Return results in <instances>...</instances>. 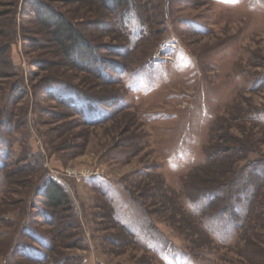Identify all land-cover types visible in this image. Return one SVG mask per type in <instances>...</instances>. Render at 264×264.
<instances>
[{
  "label": "rangeland",
  "instance_id": "rangeland-1",
  "mask_svg": "<svg viewBox=\"0 0 264 264\" xmlns=\"http://www.w3.org/2000/svg\"><path fill=\"white\" fill-rule=\"evenodd\" d=\"M34 1L84 32L100 74ZM124 3L0 0V264H264V187L252 217L241 192L264 175V0ZM64 84L101 102L91 123L50 93Z\"/></svg>",
  "mask_w": 264,
  "mask_h": 264
},
{
  "label": "trees",
  "instance_id": "trees-1",
  "mask_svg": "<svg viewBox=\"0 0 264 264\" xmlns=\"http://www.w3.org/2000/svg\"><path fill=\"white\" fill-rule=\"evenodd\" d=\"M105 2L107 5L111 6L114 10L117 7H120L122 4H125L124 3L125 0H105ZM32 9L37 19L41 22V24H43L45 27L51 30L53 41L63 50L65 56L71 59V61L75 65H78L80 68H83L88 71L97 70L98 69L97 67L99 65L100 67L101 64L103 65V61H101L99 55L96 53L97 50L88 40L84 32L81 29H79L74 23H72L63 13L49 10L48 8L39 5L35 1L33 2ZM122 68L123 67L116 68L115 73L118 74L120 72L121 73L124 72V69ZM97 72L98 74H100L99 70H97ZM101 72L105 73L103 68L101 69ZM111 79L115 80V77H112ZM64 86L62 87L58 86V88H56L55 90L51 89L50 93H53L56 98L60 97L59 100L61 102L65 104L66 103L69 104V106L74 108L76 111L78 110L77 113L84 116L85 119H87L89 123H91L92 119H94L92 118L91 113L97 110V106H98L97 103L101 105V102L97 101L94 98L89 97L87 94H84L81 91L78 92L69 88L66 84H64ZM5 166L6 164H3V167ZM235 176L236 177H234L231 180L233 182L231 186H233L234 183L235 185H237L236 184L237 181L241 179L240 176L237 175ZM261 177H262L260 179V182L262 181L261 185L257 183L254 185L252 183L249 184V180H247L248 184L245 183L244 185H242L241 192L243 190L244 191L246 190L249 191L250 193L248 199L249 210L247 209L248 210L247 217L249 215L251 217L254 216V212L257 211L256 208H259L262 205L261 204L262 200L260 197H261V189L262 187H264V175H262ZM259 178L260 177H258L257 182L259 181ZM250 180H252V178H250ZM232 182H229L228 185H230ZM238 189L239 188H237L236 193H238L239 191ZM41 194L43 198L46 200L47 204L53 209H57L68 202V196L65 189L60 184V182L57 181L55 178L53 179L50 178L48 180V182L43 187ZM219 195H220L219 192L212 194L215 200L218 199ZM259 211L260 212L257 211L256 217L259 218L263 217L264 216L263 208H261ZM245 222L246 221H244L243 225L240 226V228L246 225ZM31 259H34L36 261L41 260L40 257H31Z\"/></svg>",
  "mask_w": 264,
  "mask_h": 264
},
{
  "label": "built area",
  "instance_id": "built-area-1",
  "mask_svg": "<svg viewBox=\"0 0 264 264\" xmlns=\"http://www.w3.org/2000/svg\"><path fill=\"white\" fill-rule=\"evenodd\" d=\"M100 175H101V174H100ZM94 177H95V176H94ZM85 178H87V179H88V178H91V175H90V176H86Z\"/></svg>",
  "mask_w": 264,
  "mask_h": 264
}]
</instances>
